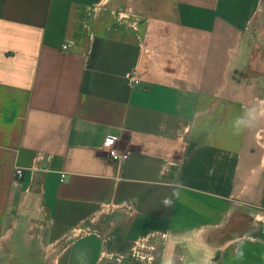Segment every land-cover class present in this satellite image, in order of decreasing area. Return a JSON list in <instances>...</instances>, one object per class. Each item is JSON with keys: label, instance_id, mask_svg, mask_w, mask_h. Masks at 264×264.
Masks as SVG:
<instances>
[{"label": "crops", "instance_id": "1", "mask_svg": "<svg viewBox=\"0 0 264 264\" xmlns=\"http://www.w3.org/2000/svg\"><path fill=\"white\" fill-rule=\"evenodd\" d=\"M262 4L0 0L5 263L21 246L46 264H264V119L236 132L264 93L233 76Z\"/></svg>", "mask_w": 264, "mask_h": 264}, {"label": "rangeland", "instance_id": "2", "mask_svg": "<svg viewBox=\"0 0 264 264\" xmlns=\"http://www.w3.org/2000/svg\"><path fill=\"white\" fill-rule=\"evenodd\" d=\"M258 13L249 18L243 29V37L239 49L241 65L235 69L233 76L237 78L256 79L258 87L264 93V4L261 5ZM35 232V231H34ZM18 247V246H17ZM22 250L23 255L16 261H6V251L0 255L2 264H46L42 263L39 250L34 247L32 250H25L19 246L18 251ZM20 253V252H19ZM149 253V251H148ZM154 257V251L151 252ZM3 261V262H2Z\"/></svg>", "mask_w": 264, "mask_h": 264}, {"label": "built area", "instance_id": "3", "mask_svg": "<svg viewBox=\"0 0 264 264\" xmlns=\"http://www.w3.org/2000/svg\"><path fill=\"white\" fill-rule=\"evenodd\" d=\"M70 45H63L62 50L68 51L70 50ZM117 139L114 137H106L102 142V149L106 153L109 160L112 162L121 165L125 163L128 159V154L122 151H119L116 148ZM24 171L23 169L16 168L13 172V182L14 183H21L23 180ZM61 181H63L64 175H61ZM144 246V241L139 242L138 246L134 247L132 254L134 257L144 260L146 263H150L153 261V257L151 252L154 251L152 247ZM146 249L148 252L144 253L143 249Z\"/></svg>", "mask_w": 264, "mask_h": 264}, {"label": "clouds", "instance_id": "4", "mask_svg": "<svg viewBox=\"0 0 264 264\" xmlns=\"http://www.w3.org/2000/svg\"><path fill=\"white\" fill-rule=\"evenodd\" d=\"M261 119H264V107L253 106L247 110L244 117L239 118L236 121V125L238 126L239 132L245 128H252L254 125ZM174 196L179 197V192L175 191L173 193ZM163 204L166 207L172 206V199L165 198L163 200Z\"/></svg>", "mask_w": 264, "mask_h": 264}]
</instances>
